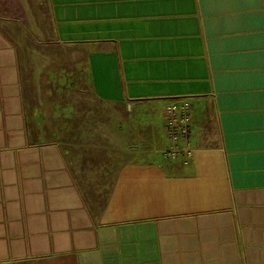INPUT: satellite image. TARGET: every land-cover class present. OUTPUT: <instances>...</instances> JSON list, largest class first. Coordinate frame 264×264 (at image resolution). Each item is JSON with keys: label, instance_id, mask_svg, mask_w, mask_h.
<instances>
[{"label": "crops", "instance_id": "crops-1", "mask_svg": "<svg viewBox=\"0 0 264 264\" xmlns=\"http://www.w3.org/2000/svg\"><path fill=\"white\" fill-rule=\"evenodd\" d=\"M25 2L114 106L113 160L87 189L0 26V264H264V0ZM181 101L193 152L168 159L162 110Z\"/></svg>", "mask_w": 264, "mask_h": 264}, {"label": "rangeland", "instance_id": "rangeland-1", "mask_svg": "<svg viewBox=\"0 0 264 264\" xmlns=\"http://www.w3.org/2000/svg\"><path fill=\"white\" fill-rule=\"evenodd\" d=\"M27 9L24 0H0V26L28 50L23 54L27 94L31 110L43 122L46 140L59 141L73 150L79 161L84 159L82 179L87 188L86 171L92 164L105 168V163L113 160L108 147L116 124L115 108L94 97L84 63L70 58L63 61L61 46L39 35L36 26L31 27ZM108 183L103 181V188Z\"/></svg>", "mask_w": 264, "mask_h": 264}, {"label": "built area", "instance_id": "built-area-1", "mask_svg": "<svg viewBox=\"0 0 264 264\" xmlns=\"http://www.w3.org/2000/svg\"><path fill=\"white\" fill-rule=\"evenodd\" d=\"M165 129L172 141L170 148L165 150L168 159L188 158L193 152L190 144L192 107L189 102H171L163 106Z\"/></svg>", "mask_w": 264, "mask_h": 264}]
</instances>
